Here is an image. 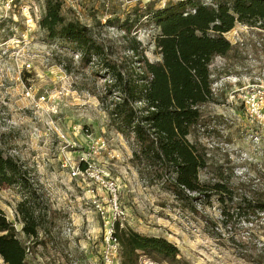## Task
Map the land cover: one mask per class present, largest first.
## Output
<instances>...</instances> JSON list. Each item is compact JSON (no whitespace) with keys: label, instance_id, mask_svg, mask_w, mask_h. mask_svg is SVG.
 Listing matches in <instances>:
<instances>
[{"label":"rangeland","instance_id":"rangeland-1","mask_svg":"<svg viewBox=\"0 0 264 264\" xmlns=\"http://www.w3.org/2000/svg\"><path fill=\"white\" fill-rule=\"evenodd\" d=\"M169 1L179 0H62V14L87 26L106 59L131 72L142 70L144 58L159 59L152 16ZM1 12L0 151L35 179L47 217L38 238L47 243L35 244L26 264H104L101 220L87 184L62 166L66 158L78 159L93 138L107 144L95 159L118 179L119 201L127 210L122 227L166 237L191 264H264L255 261L263 250L264 214L247 221L243 210H235L241 196L264 195V134L242 104V90L264 76V29L237 22L226 34L234 50L213 59L214 99L202 107L201 124L188 136L206 154L200 182L222 180L240 197L220 202L214 194L193 212L139 175L132 145L110 124L108 110L118 96L104 97L114 82L104 61L94 56L84 63L73 42L48 37L40 25L45 0H17L14 10ZM20 200L17 187L0 188V207L18 237L32 246L16 213Z\"/></svg>","mask_w":264,"mask_h":264},{"label":"trees","instance_id":"trees-1","mask_svg":"<svg viewBox=\"0 0 264 264\" xmlns=\"http://www.w3.org/2000/svg\"><path fill=\"white\" fill-rule=\"evenodd\" d=\"M152 19L159 29L154 41L159 59L144 58L142 70L131 72H123L118 64L106 59L105 48L87 26L66 20L62 0H45L40 25L49 38L73 42L82 62L90 63L98 56L112 73L114 82L104 96H118L110 103V124L132 145V162L142 179L149 185L161 184L193 212L214 194L220 202L240 197L222 180L200 182L206 154L188 136L201 124L202 107L214 99L213 59L234 50L226 34L237 22L264 29V0L169 1L153 12ZM4 186H15L21 194L16 213L32 246L18 237L16 227L0 207V258L5 264H26L34 245L47 243L38 240L40 230L46 229V212L38 184L29 171L0 151V188ZM237 203L235 210H243L247 221L252 214H264V195L252 199L241 196ZM223 216L229 214L223 211ZM118 235L123 264H144L143 258L156 263L191 264L166 237L129 227H119ZM262 249L258 255L261 259L255 261L264 260V243Z\"/></svg>","mask_w":264,"mask_h":264},{"label":"built area","instance_id":"built-area-1","mask_svg":"<svg viewBox=\"0 0 264 264\" xmlns=\"http://www.w3.org/2000/svg\"><path fill=\"white\" fill-rule=\"evenodd\" d=\"M16 4L17 0H0V33L3 30V19L6 17L1 11L5 9L10 12L14 10ZM29 9L32 8H26L27 11ZM31 65L29 62L26 67L31 68ZM242 91V104L248 118L264 134V76L253 78L248 87ZM75 129L79 133L82 132V127ZM90 136L87 135V137ZM105 149H107L105 140L95 141L93 138L87 150L83 151L78 159L66 158L62 166L69 169L71 177L78 178L87 184L91 204L101 220L100 258L102 262L123 264L118 228H123L127 210L119 201L118 179L114 178L109 170L99 167L96 163V156ZM67 232H71L70 227H67ZM146 262V264H165L149 260Z\"/></svg>","mask_w":264,"mask_h":264}]
</instances>
